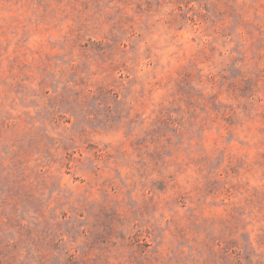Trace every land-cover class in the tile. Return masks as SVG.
Wrapping results in <instances>:
<instances>
[{"label":"rangeland","instance_id":"rangeland-1","mask_svg":"<svg viewBox=\"0 0 264 264\" xmlns=\"http://www.w3.org/2000/svg\"><path fill=\"white\" fill-rule=\"evenodd\" d=\"M0 264H264V0H0Z\"/></svg>","mask_w":264,"mask_h":264}]
</instances>
